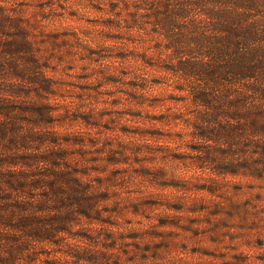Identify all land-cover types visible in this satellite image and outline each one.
Here are the masks:
<instances>
[{
    "label": "trees",
    "instance_id": "trees-1",
    "mask_svg": "<svg viewBox=\"0 0 264 264\" xmlns=\"http://www.w3.org/2000/svg\"><path fill=\"white\" fill-rule=\"evenodd\" d=\"M101 4L116 59L141 67L119 77L163 78L156 85L170 94V108L159 106L154 122L170 131L182 125V140L196 145L186 162L211 178L202 189L216 194L227 176L264 185V0ZM32 6L0 0V264H36L43 247L69 245L65 254L76 263L99 264L81 230L102 218L105 180L79 153L88 147L84 132L63 128L65 101L43 41L57 45L58 36L47 34L56 8ZM154 86L134 83L130 91L145 98ZM87 103L80 100L77 120L93 125L95 105Z\"/></svg>",
    "mask_w": 264,
    "mask_h": 264
},
{
    "label": "rangeland",
    "instance_id": "rangeland-1",
    "mask_svg": "<svg viewBox=\"0 0 264 264\" xmlns=\"http://www.w3.org/2000/svg\"><path fill=\"white\" fill-rule=\"evenodd\" d=\"M17 2L56 8L47 34L58 36L57 45L49 37L43 41L58 98L65 101L63 128L84 132L88 147L79 153H87L107 188L101 220L85 222L81 230L93 256L102 258L99 264H264V185L227 176L216 194L202 189L211 178L198 176L186 162L196 145L182 140V125L170 131L154 122L163 114L159 106L170 108V94L156 85L163 78L153 72L144 84L155 86L143 98L130 91L142 82L119 77L141 67L116 59L107 37L114 33L104 29L106 20L97 10L101 0ZM81 99L95 105L93 125L77 120L84 116L77 112ZM135 99L146 102L142 109ZM68 248L45 246L36 264H78L65 254Z\"/></svg>",
    "mask_w": 264,
    "mask_h": 264
}]
</instances>
